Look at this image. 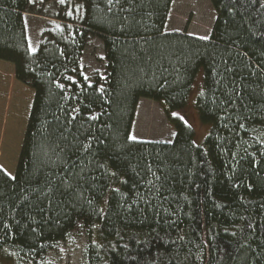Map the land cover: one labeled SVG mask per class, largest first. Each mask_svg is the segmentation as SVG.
Listing matches in <instances>:
<instances>
[{"label": "trees", "instance_id": "trees-1", "mask_svg": "<svg viewBox=\"0 0 264 264\" xmlns=\"http://www.w3.org/2000/svg\"><path fill=\"white\" fill-rule=\"evenodd\" d=\"M173 1L74 0L79 13L30 51V0H0V61L34 92L14 179L0 168V264L44 254L79 223L88 264H264V9L209 0L202 41L164 32ZM90 36L107 69L92 84L80 71ZM200 73L195 109L210 128L198 147L173 112ZM142 98L172 142L128 139Z\"/></svg>", "mask_w": 264, "mask_h": 264}, {"label": "rangeland", "instance_id": "rangeland-1", "mask_svg": "<svg viewBox=\"0 0 264 264\" xmlns=\"http://www.w3.org/2000/svg\"><path fill=\"white\" fill-rule=\"evenodd\" d=\"M80 5L74 0H30V13L25 14L28 47L36 49L42 34L58 24V16H69ZM68 9V10H67ZM215 13L209 0H174L165 24V33H185L197 38L210 37ZM80 71L88 84L106 79V59L102 40L90 36L80 60ZM201 73L197 76L186 106L174 111L193 130V144L201 147L210 126L203 124L195 109L201 90ZM34 92L15 78L14 66L0 61V168L14 177L27 127ZM174 116V115H173ZM130 135L136 141L170 143L174 131L159 104L148 99L138 101ZM90 229L79 223L63 240L46 246L42 255L19 254L16 264H88L87 249L92 239ZM5 261V260H3ZM4 264H11L5 263Z\"/></svg>", "mask_w": 264, "mask_h": 264}, {"label": "snow or ice", "instance_id": "snow-or-ice-1", "mask_svg": "<svg viewBox=\"0 0 264 264\" xmlns=\"http://www.w3.org/2000/svg\"><path fill=\"white\" fill-rule=\"evenodd\" d=\"M59 2L63 4L64 3V0H59ZM106 2H107L108 5H112L114 3V0H106ZM119 2H120V0H115V3H119ZM256 2L259 3V7L261 9H264V0H256ZM68 15L69 16L72 15L71 11L68 13ZM197 38L200 39V40H202V41L209 40V37L208 36H200V37H197ZM30 51H34V49H32L30 47ZM228 70L231 71V69H228ZM84 78H85V80H87V77L86 76ZM73 83H75V81H73ZM89 86H91V85H89ZM58 87H61L62 88L63 85H58ZM173 115L174 116H177L178 114L177 113H173ZM89 118L92 119V120H95L97 117L93 115V116H90ZM181 119H182V117H181ZM128 139L130 141H136L137 138L135 136L129 135ZM5 175L9 176L10 179H14V177H11V175L9 173H7V172H5ZM114 191H118V190L117 189H114Z\"/></svg>", "mask_w": 264, "mask_h": 264}]
</instances>
